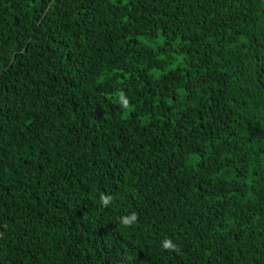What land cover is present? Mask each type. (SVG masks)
I'll return each instance as SVG.
<instances>
[{
  "label": "trees",
  "instance_id": "16d2710c",
  "mask_svg": "<svg viewBox=\"0 0 264 264\" xmlns=\"http://www.w3.org/2000/svg\"><path fill=\"white\" fill-rule=\"evenodd\" d=\"M0 264H264V0H0Z\"/></svg>",
  "mask_w": 264,
  "mask_h": 264
},
{
  "label": "clouds",
  "instance_id": "9594fccd",
  "mask_svg": "<svg viewBox=\"0 0 264 264\" xmlns=\"http://www.w3.org/2000/svg\"><path fill=\"white\" fill-rule=\"evenodd\" d=\"M128 102L125 101L123 104L124 108H127ZM101 204L104 207H107L110 205V203L113 201V197L111 195H101L100 196ZM138 222V214L136 212H131L130 214L121 216L119 218V223L124 227V228H131L133 225H135ZM161 246L164 250L166 251H171L175 253L180 252L179 246L173 242L172 239H164L161 242ZM128 259H131V257H128Z\"/></svg>",
  "mask_w": 264,
  "mask_h": 264
},
{
  "label": "rangeland",
  "instance_id": "374dc122",
  "mask_svg": "<svg viewBox=\"0 0 264 264\" xmlns=\"http://www.w3.org/2000/svg\"><path fill=\"white\" fill-rule=\"evenodd\" d=\"M176 65V62L175 61H173V62H171L170 64H169V67H174Z\"/></svg>",
  "mask_w": 264,
  "mask_h": 264
}]
</instances>
